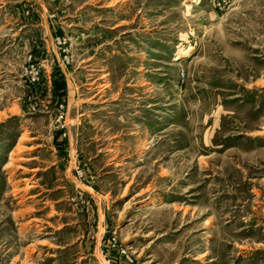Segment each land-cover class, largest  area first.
<instances>
[{
  "label": "rangeland",
  "instance_id": "374dc122",
  "mask_svg": "<svg viewBox=\"0 0 264 264\" xmlns=\"http://www.w3.org/2000/svg\"><path fill=\"white\" fill-rule=\"evenodd\" d=\"M0 264H264V0H0Z\"/></svg>",
  "mask_w": 264,
  "mask_h": 264
}]
</instances>
